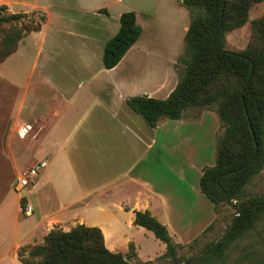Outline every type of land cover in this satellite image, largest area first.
I'll list each match as a JSON object with an SVG mask.
<instances>
[{
	"label": "crops",
	"instance_id": "0c3cea01",
	"mask_svg": "<svg viewBox=\"0 0 264 264\" xmlns=\"http://www.w3.org/2000/svg\"><path fill=\"white\" fill-rule=\"evenodd\" d=\"M75 1L76 8L59 0H0L7 13L45 17L0 62V160L17 173L10 180L15 193L9 184L0 192V264H23L18 248L42 241L53 228L96 226L109 250L125 254L132 244L139 257L137 235L153 233L134 224L135 211H148L180 244L197 238L217 216L199 186L203 168L216 157L221 128L214 108L195 117H161L149 127L127 99L151 93L138 87L132 73L116 71L122 59L89 71L91 46L104 48L122 12L134 11L141 26L140 19L157 17L161 0L154 9L147 0ZM171 2L185 14L181 0ZM164 17L170 24L172 18ZM188 24L177 25L183 37ZM140 36L129 50L138 47ZM37 156L47 165L26 193H33V211L21 218V200L28 202L14 182ZM19 159L26 166L18 168ZM157 240L161 255L165 244Z\"/></svg>",
	"mask_w": 264,
	"mask_h": 264
},
{
	"label": "trees",
	"instance_id": "16d2710c",
	"mask_svg": "<svg viewBox=\"0 0 264 264\" xmlns=\"http://www.w3.org/2000/svg\"><path fill=\"white\" fill-rule=\"evenodd\" d=\"M260 1L181 0L190 21L183 50L175 62L179 74L174 88L165 98L142 94L127 99L129 107L149 127H155L161 117L179 119L194 107H198L196 113L213 107L218 115L222 133L216 141L215 162L203 168L199 186L215 209L228 200L235 201L238 215L234 213L224 240L204 248L203 255L190 264H224L229 244L251 230L264 214V194L249 195L246 190L264 166V14L251 21L252 35L245 50L225 48L226 33L245 24L249 8ZM27 16L7 13L6 6L0 5V23L15 25ZM44 19L41 14L32 26L10 30L0 43V62L15 51L26 32L38 30ZM119 24L118 31L104 44L102 63L107 69L117 65L142 31L134 11L122 12ZM133 222L165 244L160 256L170 264H185L196 257L178 260L177 251L184 245L174 242L167 227L148 211H135ZM132 247L130 244L129 249ZM255 252L248 255L245 264H264V257ZM17 254L23 264H132L130 259L136 256L130 250L125 254L109 250L100 228L84 224L66 231L53 228L42 243L19 247ZM244 256L239 261H244ZM237 263L238 259L231 264Z\"/></svg>",
	"mask_w": 264,
	"mask_h": 264
},
{
	"label": "rangeland",
	"instance_id": "374dc122",
	"mask_svg": "<svg viewBox=\"0 0 264 264\" xmlns=\"http://www.w3.org/2000/svg\"><path fill=\"white\" fill-rule=\"evenodd\" d=\"M59 1L63 2L68 7L76 8L77 2L75 0ZM147 1L148 4L146 7L149 8L152 5V8L154 9L157 0ZM169 3L171 4L172 8L168 6ZM181 6L185 11L184 15H180L181 13L177 14V6L176 4L172 3L171 0H161L160 4L157 6V8H155L157 17H154V20H149V22H146L144 18L140 19V24L143 27V32L140 36L141 42L138 44L137 48L129 50L124 55L121 66H119V68L116 70L121 73L126 72L135 75L138 87H142L143 89L147 88V92L151 93V95H149L151 97L164 98L163 95L171 86L172 81L178 78L179 69L177 70L175 62L183 50V35L181 28L177 27V25L181 26L182 23L188 24L190 21L188 9L183 5ZM146 7L144 8L148 9ZM67 13L72 17H77V12L67 11ZM263 14L264 0L253 4L248 11V21L242 26L232 29L226 33L225 48L232 51L245 50L252 35L251 21L253 19L259 18ZM40 15L41 14L39 13L29 14L27 18H24L21 21V25L19 22L15 25L0 23V43L2 38L8 34L10 30L13 28L15 29L16 27L20 28L21 26H32L36 21L39 20ZM165 15L172 18L169 19L171 21L170 24H166L163 22L164 20H161L166 19V17H164ZM173 20L176 25L172 24ZM102 53L103 46H99L98 44L91 46L90 72L96 70L98 67H102ZM197 111L198 107H194L186 110L185 114L193 115ZM221 133L222 128L219 134ZM36 159L39 160L40 156H37ZM25 161L19 159L17 162L18 168H21L22 165H25ZM16 174L17 173H14L13 169L9 163L6 162V160H0V192L1 190H5L7 188L6 186L9 184V188L11 189L12 193H15L13 186L10 185V180L12 181L16 177ZM34 181L35 179H33V182ZM1 187H3V189ZM27 190H32V184H28L26 187L21 189L19 194L25 197L27 202L31 203L30 205L33 206V193L27 195ZM246 190L247 194L249 195L264 194V166L260 172L257 173L246 185ZM235 206V201L230 205L228 203L220 204L216 209L217 216L210 227L201 233L197 238L183 244L184 246L177 251V259L185 262V260L201 254L204 248L212 245L214 242H217L221 237H223L232 223L235 213ZM20 217H26L23 214L22 209L20 211ZM137 237L139 239V243L141 244V249L139 251V257L135 256L130 259L132 264L171 263L169 259L158 255L160 248L158 246V240L154 235H143L139 233ZM42 242L43 240L34 244H40ZM28 250L29 247H26L24 252L25 256ZM129 250L130 253H134V247ZM255 250V253H257L259 257H264V214L260 216L251 230H249L241 238L236 239L229 244V248L223 263L231 264L233 261L238 259L237 264H245L249 261L248 255H250V253ZM244 253L247 254L244 256ZM242 256L246 257V259L244 261H239V258Z\"/></svg>",
	"mask_w": 264,
	"mask_h": 264
},
{
	"label": "built area",
	"instance_id": "2783aa9c",
	"mask_svg": "<svg viewBox=\"0 0 264 264\" xmlns=\"http://www.w3.org/2000/svg\"><path fill=\"white\" fill-rule=\"evenodd\" d=\"M21 135H24L22 132ZM47 165L46 159H40L35 161L33 164L28 165L20 170L17 178L14 182V188L16 191H20L24 187H26L28 184L33 183V179H35L40 172L42 168H44ZM22 212L24 215H29L32 213L33 208L29 203H24L23 206H21Z\"/></svg>",
	"mask_w": 264,
	"mask_h": 264
},
{
	"label": "water",
	"instance_id": "95a60500",
	"mask_svg": "<svg viewBox=\"0 0 264 264\" xmlns=\"http://www.w3.org/2000/svg\"><path fill=\"white\" fill-rule=\"evenodd\" d=\"M227 203H228L229 205L231 204V202H230L229 200L227 201ZM234 208H235V215H238V208H237L236 206H235ZM224 238H225V236L221 237V238L217 241V244L221 243V242L224 240ZM202 255H203V254H200V255L196 256L192 261H189V262H187V263H185V264H190L191 262H193V261L199 259Z\"/></svg>",
	"mask_w": 264,
	"mask_h": 264
}]
</instances>
